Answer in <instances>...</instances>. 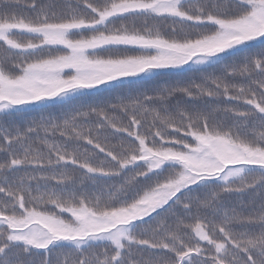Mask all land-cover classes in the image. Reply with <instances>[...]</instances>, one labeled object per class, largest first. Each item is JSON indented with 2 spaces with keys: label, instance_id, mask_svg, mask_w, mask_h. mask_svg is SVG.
Here are the masks:
<instances>
[{
  "label": "snow or ice",
  "instance_id": "1",
  "mask_svg": "<svg viewBox=\"0 0 264 264\" xmlns=\"http://www.w3.org/2000/svg\"><path fill=\"white\" fill-rule=\"evenodd\" d=\"M15 6L0 0V264L65 246L57 264H264V0ZM184 71L199 75L125 91ZM249 192L258 206L225 199Z\"/></svg>",
  "mask_w": 264,
  "mask_h": 264
},
{
  "label": "trees",
  "instance_id": "2",
  "mask_svg": "<svg viewBox=\"0 0 264 264\" xmlns=\"http://www.w3.org/2000/svg\"><path fill=\"white\" fill-rule=\"evenodd\" d=\"M31 0H18V6H15L13 8H11V11L17 12V13H22L24 15H32L31 10L27 7V4L30 3ZM91 2L96 3L98 2V0H91ZM132 18H129V20H131ZM143 21V18H136V22L137 25L139 26ZM117 24L120 23V21L116 22ZM150 24L152 23H157L159 25L162 26V30L165 32L166 35H171V31L170 29L174 26L173 21L171 19H160V20H156V21H149ZM176 27H179V25H175ZM16 38L20 39L22 41H26L29 37L26 34H16ZM0 52H2V48H0ZM208 71H216L215 69H208ZM199 73H193V72H188V71H184V72H166L163 73L159 76H155V77H147L144 80L141 81H134L131 85H129L128 88L125 89V91L130 89H135V88H145V89H152L157 87L160 84H163L165 82H167L168 84H177V83H181V82H187L190 78L194 77V76H198ZM255 79H259V77H254ZM238 82V81H236ZM127 84V82H126ZM151 94V93H149ZM177 100H181L184 104H186L188 107L191 108H203L205 106H207L210 109H215L217 107H219L220 109L223 108H231V107H238L237 105H234L230 102H227L225 100H220L219 102L216 101H208V100H199V101H192L189 100L186 97H181V96H177L176 98L170 100V104L171 105H175ZM50 111L53 112H59L61 111V107L60 106H54L51 107L49 109ZM39 110L38 109H33V110H29L26 113H24L22 116H17V117H12L10 118V121L8 122H15V123H19L21 120H26L30 117L33 116H38ZM110 115H115L117 117L118 121H123L124 123L127 122V117L121 115L119 112L117 113H110ZM221 117H223V112H221L219 114ZM96 117H92V120H95ZM147 126V125H146ZM109 136H111V133H107ZM41 135H43L41 133ZM35 139V138H33ZM121 137L116 136V137H112L110 140V143L114 144V145H118L120 143ZM34 146H40V145H34ZM42 147V146H41ZM22 174V173H20ZM76 175H81V173L79 171H76L75 173ZM131 174V173H129ZM166 174V173H165ZM163 177H161L162 179ZM113 183V181H100V184L105 185V184H110ZM142 183H150V181H142ZM226 200L230 201L231 203H236L238 202L240 199H243V201L245 202L246 205H250V204H255V205H259L261 203V199L262 197L257 196V194L255 192H249L247 193L243 198H239V197H226ZM250 209H246V212L249 211ZM171 215V210H168L166 212H163L160 214L159 217H155L152 221H150L149 223L152 225H155V223L160 220L161 217L164 216H170ZM201 215H205V213H201ZM169 223H174L173 219L169 220ZM184 223L185 224H194L195 220L194 219H190L187 218V216L184 219ZM191 230L189 229V232ZM102 247V246H101ZM97 251L99 249H96ZM66 252L68 251L67 246H65L63 249H57L52 253V264H57V256L60 252ZM134 255L139 256V255H143L144 257H148L149 255H152L151 253H149L147 250H143V249H134L133 250ZM156 255H164V253H158ZM33 258L36 261V264H40V261H42L44 259V254L40 253H34L33 254ZM61 260L64 259V257H60ZM69 259V264L71 261V257L68 258Z\"/></svg>",
  "mask_w": 264,
  "mask_h": 264
}]
</instances>
